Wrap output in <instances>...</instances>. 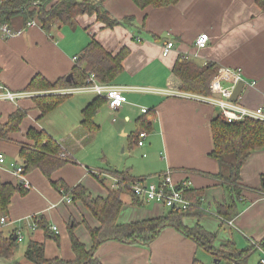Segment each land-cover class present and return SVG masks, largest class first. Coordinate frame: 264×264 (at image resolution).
<instances>
[{
    "label": "crops",
    "instance_id": "crops-1",
    "mask_svg": "<svg viewBox=\"0 0 264 264\" xmlns=\"http://www.w3.org/2000/svg\"><path fill=\"white\" fill-rule=\"evenodd\" d=\"M92 1L116 21L132 18V27L119 25L110 29L95 16L80 15L71 23L46 32L37 22L28 27V22L16 18L6 26L9 34L0 26L1 84L11 91H23L36 76L54 85L66 82L71 75V82L76 58L93 38L113 56L127 50L122 70L111 84L181 90L180 82L172 74L177 61L200 67L211 64L240 72L244 86L238 97L239 105L249 110L264 106V11L256 0H178L170 6L142 9L132 0ZM200 34L208 35L204 49L194 45ZM169 41L174 47L163 55L162 48ZM125 96L126 103L115 112L103 98L89 92L65 96L45 114L32 98L17 103L0 101V124L6 123L16 109L26 111L19 130L10 134L8 140H0V155L5 158L0 164L2 183L22 187L13 166H22L18 155L23 147L35 145L27 137L30 129L43 132L68 156L67 163L54 171L50 179L39 169L26 174L30 189L12 197L7 223L0 231L5 236L20 232L21 243L42 244L48 260H74L68 223L73 219L78 224L74 234L86 248L90 247V240L81 222L85 220L91 227H97L98 223L78 201H69L51 182L61 181L70 188L81 184L92 197L104 198L110 180L95 178L91 168H96L95 171L125 173L149 182H157L160 175L170 172L176 185L190 182L188 189L196 191L195 207L201 212L184 218L182 223L188 228L200 226L213 234L212 246L216 250L229 244L233 254L241 253L251 242L258 244L264 240V146L252 151L242 165L240 197L234 200L236 215L230 220L223 219L216 211L228 202L226 183L217 178L220 167L210 156L213 150L210 124L218 115L214 107L155 93L128 92ZM92 104L96 109L93 127L88 130L82 125L83 111ZM142 109L147 113H142ZM141 132L146 138L143 146L137 147ZM116 147H126L129 153L128 163L122 169L112 159ZM104 161L105 168L99 169ZM121 200L120 224L151 220L169 212L164 214L162 206L154 203L148 206L143 200L133 205L125 194ZM36 217L38 222L32 229ZM42 225L47 227L48 234ZM80 227L83 232L78 234ZM242 236L249 244L247 248ZM24 250L25 247L18 260L20 264L28 262ZM199 250L204 249L175 228L165 227L148 246L108 241L97 248L95 257L101 264H207L201 261ZM253 251L239 262L226 255L218 260L212 256L211 264H222L223 260L226 264H249ZM17 253L10 260L0 259V264L17 262Z\"/></svg>",
    "mask_w": 264,
    "mask_h": 264
},
{
    "label": "trees",
    "instance_id": "trees-1",
    "mask_svg": "<svg viewBox=\"0 0 264 264\" xmlns=\"http://www.w3.org/2000/svg\"><path fill=\"white\" fill-rule=\"evenodd\" d=\"M132 1L141 9L147 6L161 8L178 2V0ZM256 4L264 11V0H256ZM80 15L95 16L98 22L110 29L119 25L132 27L134 21L132 18L116 21L110 18L106 11L99 8L98 3L92 0H0V26L9 27L14 19L20 18L24 23L35 21L42 30L49 32L53 27L71 23ZM126 54L127 50L122 49L117 55L113 56L91 38L76 58V65L72 70L73 78L70 83L63 80L50 85L36 76L24 91L44 92L64 87L82 86L91 75L98 82L112 83L122 70L121 64ZM217 70L218 68L211 64L200 67L191 62L177 61L172 74L180 82L182 91L208 96L210 95L209 83ZM63 97L65 96L45 94L32 99L37 108L45 114L52 110ZM95 109L96 106L92 104L83 111L84 120L82 125L88 130L93 127L92 117ZM25 116L26 111L22 109H16L10 114L6 123L0 124V140H8L10 134L17 132ZM210 130L213 141V150L210 156L217 161L220 167L217 178L226 183L225 190L228 196L227 204L218 207L216 213L218 217L230 220L236 215L234 200H238L241 192V187L238 184L240 169L252 151L264 146V122L245 119L241 122L228 124L218 114L211 121ZM27 137L33 140L35 145L33 148L23 147L19 152L18 156L24 174L39 169L47 179H50L51 174L65 165L68 159L63 160L58 157L61 151L60 147L43 132L37 133L30 129ZM110 174L115 175L120 180L118 188L114 190L109 188L108 195L104 198L92 197L81 184L70 188L61 181L51 182L54 189L59 191L61 195L68 197L72 202L78 201L88 210L98 226L91 227L85 220L81 222L90 240V247L86 248L74 234V229L78 224L73 219L68 223V235L74 254V260L72 261L48 260L44 256L43 245L29 241L23 253L29 264H101L95 257V252L103 243L117 241L129 245L148 246L158 237L161 229L165 227L175 228L181 234L193 240L198 247L209 252L215 260L226 255L239 262L246 254L256 250L254 246L250 245L246 251L233 254V247L229 244L216 250L212 246L215 238L213 234L206 233L197 225L192 228L183 225L182 220L184 218L200 215L198 213L201 212L195 207L198 202L195 195L196 191L190 189L182 190V196L193 205L187 210L169 211L167 214L151 220L127 224L118 223V216L123 205L121 196L123 194L128 195L133 205H139L141 199L133 196L127 186L135 180H142L143 178L136 179L125 173L117 172H110ZM26 191L21 186H13L0 181V217L7 215L12 197L16 193L23 195ZM41 227L48 234L47 227L45 225ZM15 233L5 236L0 231V259L10 260L14 256L19 245L17 240L13 239ZM257 245L259 248L264 247V240ZM11 264L20 263L12 262Z\"/></svg>",
    "mask_w": 264,
    "mask_h": 264
},
{
    "label": "built area",
    "instance_id": "built-area-1",
    "mask_svg": "<svg viewBox=\"0 0 264 264\" xmlns=\"http://www.w3.org/2000/svg\"><path fill=\"white\" fill-rule=\"evenodd\" d=\"M27 26H35V21H29ZM2 30L5 34H9L6 26H2ZM194 45L197 49L206 48L208 45V35L200 34L196 38ZM173 47V42H167L162 48V54L167 55L173 49ZM240 81H242V79L239 71H234L227 68H218L217 73L209 83L210 95L208 96L192 94L182 90H171L169 88L166 90H156L152 88L129 87L124 85H114L111 83H101L98 82L92 75L87 78L85 84L82 86L64 87L45 92H30L24 90L11 91L5 88L0 82V101L17 103V101L25 98H33L45 94L69 96L73 94L89 92L105 99L108 108L112 112H115L122 104L126 103L127 98L125 94L128 92L155 93L216 107L219 109V114L221 115L223 121L228 124L241 122L245 119L264 122V106L255 110H249L239 105L237 103L238 99L236 101L230 100L234 88ZM141 111L142 113H147L146 109H142ZM145 138L146 134L144 132L138 134L136 141L137 147L143 146V140ZM58 157L63 160L68 158L65 152H60ZM4 161V156L0 155V164L4 163ZM13 168L14 175L16 176L18 182L24 189L29 190L30 184L26 180L23 167L13 166ZM92 174L96 176L97 179L105 178L110 180L111 190L118 188L120 179L115 175L99 171H94ZM170 175V172L160 175L157 182H149L147 179L135 180L127 187L129 188L130 193L136 198L148 203L160 205L169 211H184L190 207H193L192 203L182 196V190L188 189L190 187V182L187 181L180 185H176L172 181ZM33 221L34 224L31 226L32 229H34L37 225V217L34 218ZM6 223L7 217L1 216L0 228ZM229 225H231V222H229ZM53 231H55V228H53ZM15 237L18 243L22 242L23 236L20 232H16ZM251 245L254 246L255 249H261L257 243L251 242ZM258 264H264V258H261L258 261Z\"/></svg>",
    "mask_w": 264,
    "mask_h": 264
},
{
    "label": "rangeland",
    "instance_id": "rangeland-1",
    "mask_svg": "<svg viewBox=\"0 0 264 264\" xmlns=\"http://www.w3.org/2000/svg\"><path fill=\"white\" fill-rule=\"evenodd\" d=\"M214 109L219 114V109L216 108V107H214ZM122 150H124V152H122ZM134 151H137V150L134 149ZM128 154L129 153H128V150H126V147L125 148L116 147L115 150L113 151V154H112L113 158L112 159H113V161H115V164L118 165V167L120 169H122L124 167V165L128 163L127 162L128 158H129ZM134 155L138 156L139 152L138 153L134 152ZM105 166H106L105 161L104 162H100L99 169H104ZM91 169H92L91 171L94 172L96 168H91ZM99 171H102V170H99ZM94 177L96 178V176H94ZM148 206H152V203H149ZM161 209H162V213H164V214L169 211L166 208H161ZM81 232H83V229L80 227V230L78 231V234H80ZM241 239H242V243H243L244 247L247 248V246L249 245L248 242L244 239L243 236L241 237ZM26 245H27L26 241L24 243H19L18 249L16 250V252H18L16 254L17 255V262H19L18 261L19 257L22 256L21 251H23V247H26ZM198 255L203 257V260H201V261H205L204 263L211 264L212 261H213L212 255L209 252H206L204 250H199V254ZM261 258H264V247H261V249L254 250L251 253V255L249 256L248 263L249 264L257 263ZM3 261H5V260H3ZM221 263L222 264H226V261L223 260ZM27 264H29V263L27 262Z\"/></svg>",
    "mask_w": 264,
    "mask_h": 264
},
{
    "label": "water",
    "instance_id": "water-1",
    "mask_svg": "<svg viewBox=\"0 0 264 264\" xmlns=\"http://www.w3.org/2000/svg\"><path fill=\"white\" fill-rule=\"evenodd\" d=\"M71 77V75H69L67 78H66V82L67 83H70V80L69 78ZM243 86H244V83L242 81H240L236 87L234 88L233 92H232V95L230 97V100L232 101H236L238 99V97L240 96L241 92H242V89H243ZM263 185H264V182H263ZM14 240L16 239V237L14 236L13 238Z\"/></svg>",
    "mask_w": 264,
    "mask_h": 264
}]
</instances>
